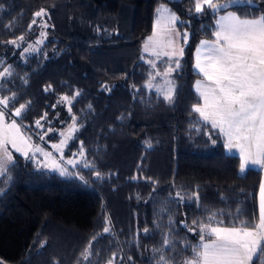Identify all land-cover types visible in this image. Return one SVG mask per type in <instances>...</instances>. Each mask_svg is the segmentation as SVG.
<instances>
[{
	"label": "trees",
	"instance_id": "trees-1",
	"mask_svg": "<svg viewBox=\"0 0 264 264\" xmlns=\"http://www.w3.org/2000/svg\"><path fill=\"white\" fill-rule=\"evenodd\" d=\"M160 4L184 22L176 25L180 33L190 34L187 46L181 43V68L169 77L179 89L172 103L146 88L142 63ZM40 9L47 12L45 38L36 51L22 53L19 37L36 36L32 21ZM230 11L256 18L264 0ZM213 18L207 7L193 11V0H0V70H12L0 79V98L16 97L8 113L25 104L15 119L38 136L35 122L51 119L60 97L75 96L64 123L74 116L76 129L63 156L83 147L89 165L60 176L15 159L11 179L0 177V264H107L113 253L114 264H156L154 249L168 233L175 248L164 254L184 264L199 243L194 220L222 212L225 225L256 224L260 172L240 174L238 157L226 154L217 131L192 111L199 101L191 88L198 78L192 53L212 38ZM194 192L198 202L189 201ZM90 241L93 255L85 261Z\"/></svg>",
	"mask_w": 264,
	"mask_h": 264
},
{
	"label": "snow or ice",
	"instance_id": "snow-or-ice-1",
	"mask_svg": "<svg viewBox=\"0 0 264 264\" xmlns=\"http://www.w3.org/2000/svg\"><path fill=\"white\" fill-rule=\"evenodd\" d=\"M256 2L257 0H224L223 3L220 0H195V12L203 13L206 6L213 15H216L222 9L226 10L234 5L251 6ZM162 11L168 12V15H158L153 35L147 38L144 51L148 52L151 45L152 55L157 58L162 56L168 58L169 67L162 78V84L166 87L162 89L160 85H155V88L158 95H163L166 101L172 103L179 89L174 80L169 77L172 72L181 68L184 46H187L190 34L186 31L181 34L177 29V23L182 25L184 22L180 21L175 13L163 8L157 9L158 14ZM45 15H47L45 9L34 13V17ZM35 23L36 20L33 19L32 24ZM43 26L48 27L47 24ZM213 36L215 39L203 40L196 48L194 70L203 79L197 80L194 87L202 103L198 101L194 104L192 111L198 113L202 122L219 133L226 149L239 150L241 173L251 166L264 167V14L252 19H242L236 12L227 11L216 20ZM19 39L22 40L23 37ZM180 39L184 46H178L177 42ZM9 43L15 44L16 41H9ZM30 50L36 49L29 46L24 49V52L27 53ZM149 63L156 68L154 62L149 61ZM11 74V67H5L3 71H0V78L11 76ZM160 75L158 71L155 75L150 74L147 87L153 88L152 82L156 76ZM79 95L80 93L77 92L76 96ZM15 99V94L0 98V177L10 180L11 176L8 173L15 167L14 155L8 145L26 159H33L36 153H42L45 161L51 158L50 163L43 164L44 168L57 170L61 175H70L66 167H62L55 158H52L51 152H44L39 146L33 148L30 138L23 136L21 126L15 118L6 122L9 103ZM73 99L75 96L61 97V100L68 104H71ZM26 107L25 104H20L11 115L22 117ZM72 119L74 124L71 131H74L76 118L73 116ZM35 123L36 127H42L40 120ZM61 135L63 136L64 133ZM64 143L65 141L62 140L61 144ZM148 146L151 147V144L149 143ZM52 147L57 151L60 150V145ZM80 155H84L83 147H81ZM61 159H63L62 154ZM66 163L75 167L73 160H68ZM96 176L100 178L101 174L97 172ZM175 196L180 202H184V197L179 192ZM199 199L198 192L192 193L189 197V201L193 202H198ZM223 215L222 212L211 213L206 221L192 222L199 229V243L191 246L192 258L185 259L184 264H264V182L260 184L258 223L250 225L248 222L240 221L238 224L225 225V221L218 218ZM181 223L189 232H196V228L190 227L186 222ZM171 224L172 220L169 218V225ZM103 231L108 233L110 229L105 227ZM143 232L148 235L149 229L144 228ZM95 239L93 237V240ZM174 248L170 233L164 234L162 248L154 249V252L160 253L156 264H173L175 257H166L163 249L173 250ZM81 255L85 261L93 255L91 241ZM115 257L116 254L113 253L112 259H109L107 264H114ZM128 259L130 260L131 257Z\"/></svg>",
	"mask_w": 264,
	"mask_h": 264
},
{
	"label": "rangeland",
	"instance_id": "rangeland-1",
	"mask_svg": "<svg viewBox=\"0 0 264 264\" xmlns=\"http://www.w3.org/2000/svg\"><path fill=\"white\" fill-rule=\"evenodd\" d=\"M161 8L167 9V7L165 5H163V4H160L159 6L156 7V9L154 11V17H153V21H152V26H151V32L146 37V39L144 40V42L142 44V48H141L142 63L148 68V72H147L148 74H147V80L145 81V86H146L147 89H149L151 91H154L155 93H157L155 85H160L162 89L166 87L165 85L162 84V78H163V73L169 67L168 58L167 57H163V56L157 58L155 55H152L151 54L152 53L151 45H149V51L145 52L144 51V44H145L147 38L153 35V29H154L155 22H156V20L158 18V15H163V16H167L168 15V12H166V11H162L161 13L158 14L157 13V9H161ZM193 11H195V0H193ZM226 12L218 13V14H216L214 16V18L212 20L213 32L216 30V20L219 18V16L225 15ZM35 20H36V23L33 24V28H34L33 30L35 31L36 36L31 41H29V40L28 41L27 40L26 41L25 40H20L19 44H21L22 47H23L22 48V53H25L24 49L29 48V46H31L32 48L37 50L38 47L40 46V44L42 43V41L45 38V36H44L45 33H44V29H43L44 28V26H43L44 23H43L42 17H35ZM183 33L184 32H182L181 34H183ZM213 39H215V37L213 36V33H212V38L209 39V40L208 39H206V40L207 41H212ZM203 40H205V39H202V40H200L198 42V44L196 45V47L194 48L193 53H192V71L198 75V78L193 81L191 88H192V91L194 92V94L197 96L198 100H199V96H198V94L195 91L194 85H195V82L197 80H202L203 77L200 74H198L197 71L194 70V65H195V58H196V48L200 44V42L203 41ZM181 43H183L182 39L178 40V42H177L178 46H181ZM32 52H34V51L30 50L27 53L29 54V53H32ZM149 61L154 62L156 64V68H153L152 65L149 63ZM172 66L174 67V64ZM0 71H3V70H0ZM157 71L160 72L161 75L160 76H156V79L152 82L154 87L150 89V88L147 87V84L149 82V75L150 74L155 75ZM0 79H2V78H0ZM161 96H163V95H161ZM199 102L202 103V101H199ZM68 106H69V104L66 101H62L61 97H60L58 99V101H57V105L55 107V111H54L53 117L51 119H46L44 121H41L40 123H41L42 127H40V128L36 127L39 130L38 136H34L33 134L28 133V132L24 131V129H22V128H21V133L23 134V136L25 138H30V143L32 144L33 148H35L36 146H39L41 149H43L44 152H51L52 153V158H55V160L57 162H59L62 167H66L69 173H73V170H74L75 167H77V166H83L84 167L85 164H84L83 156L80 155V151L72 154L70 157H64L63 156L64 149L67 146V144L70 141V139L72 138V135H73V133L75 131V130L71 131V129L73 128V121L72 120H68V122L64 123L65 117L68 114ZM11 113H14V111L13 112H9L6 115V122H10L12 118H16V117H13L11 115ZM197 115L199 117L198 113H197ZM199 119H200V117H199ZM54 122L57 124V127H52L51 126ZM61 133H64V135L62 136ZM52 136H55L56 140H54V141L51 140L50 138ZM41 137H43V139H41ZM220 138H221V142L223 144L224 152L226 154L235 155L239 159V150L238 149H232L231 151H229L224 146L223 138L221 136H220ZM62 140L65 141L64 144H61ZM53 145H60V150L57 151L56 149H54L52 147ZM8 148H9L10 151L13 152L14 160L17 157L26 159L20 153H16L15 150L11 148V145H8ZM61 154H62L63 159H61ZM29 155L31 156L32 153L30 152ZM27 160H29L32 163V165H33V167L35 169L46 171V172H50V173H55V174H58L60 176H68V175H61L59 173V171H57V170H53V169H50V168H44L43 164L45 162L50 163L51 162V158L48 161H45V158H44L42 153H36L35 157L33 159H27ZM68 160H73L75 162V167L73 165H71V164H67L66 162ZM239 162H240V159H239ZM248 168L256 169V170L259 169V172H260L259 188H260L261 182H264V167L251 166V167H248ZM239 173L241 174L240 170H239ZM259 202H260V191L258 193V202H257V215H258V218H257V222L256 223L259 222Z\"/></svg>",
	"mask_w": 264,
	"mask_h": 264
},
{
	"label": "water",
	"instance_id": "water-1",
	"mask_svg": "<svg viewBox=\"0 0 264 264\" xmlns=\"http://www.w3.org/2000/svg\"><path fill=\"white\" fill-rule=\"evenodd\" d=\"M221 3H223V2H221ZM244 7H246V8H253V7H254V4L251 5V6H249V5H247V4H243V5H234V6L230 7L229 9H226V10H223V9H222L219 13L226 12V11H230V10H232V9H236V8H244ZM209 14H210L211 16H215V15H213V14L211 13V10H209ZM217 14H218V13H217Z\"/></svg>",
	"mask_w": 264,
	"mask_h": 264
},
{
	"label": "crops",
	"instance_id": "crops-1",
	"mask_svg": "<svg viewBox=\"0 0 264 264\" xmlns=\"http://www.w3.org/2000/svg\"><path fill=\"white\" fill-rule=\"evenodd\" d=\"M206 7V6H205ZM240 163V162H239ZM247 169H249V168H247ZM258 171H259V169H258ZM259 191H260V188L258 187V191H257V202H258V193H259Z\"/></svg>",
	"mask_w": 264,
	"mask_h": 264
}]
</instances>
